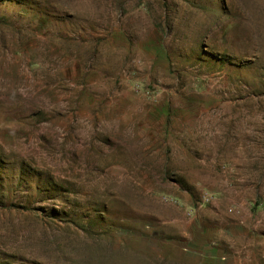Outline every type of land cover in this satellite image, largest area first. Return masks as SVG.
Here are the masks:
<instances>
[{"label":"rangeland","instance_id":"obj_1","mask_svg":"<svg viewBox=\"0 0 264 264\" xmlns=\"http://www.w3.org/2000/svg\"><path fill=\"white\" fill-rule=\"evenodd\" d=\"M0 264H264V0H0Z\"/></svg>","mask_w":264,"mask_h":264}]
</instances>
